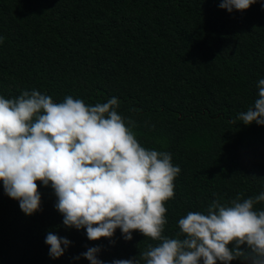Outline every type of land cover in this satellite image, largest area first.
<instances>
[{
	"label": "trees",
	"instance_id": "16d2710c",
	"mask_svg": "<svg viewBox=\"0 0 264 264\" xmlns=\"http://www.w3.org/2000/svg\"><path fill=\"white\" fill-rule=\"evenodd\" d=\"M219 4L0 0V96L35 89L56 103L71 96L89 106L117 98L141 146L169 152L181 170L165 203L168 238H177L180 218L206 213L213 200L264 192V125L237 119L254 106L264 79V0L243 12ZM39 192L40 210L26 216L0 181V264H89L81 254L90 247L113 264L139 260L159 243L138 231L125 241L119 229L111 240L90 241L85 229L63 225L50 186ZM49 232L70 241L57 259L45 243Z\"/></svg>",
	"mask_w": 264,
	"mask_h": 264
},
{
	"label": "clouds",
	"instance_id": "9594fccd",
	"mask_svg": "<svg viewBox=\"0 0 264 264\" xmlns=\"http://www.w3.org/2000/svg\"><path fill=\"white\" fill-rule=\"evenodd\" d=\"M257 2L220 0L219 7L243 12ZM256 87L254 106L237 117L244 125H264V79ZM118 107L115 97L95 106L71 96L56 103L35 89L12 99L0 96L5 194L31 216L40 210L39 185L50 186L63 225L85 229L88 240H111L119 229L125 241L132 240L134 231L159 241L149 244L139 260L113 264H231L239 258L264 264V210H254L264 202V192L243 200L238 195L228 204L213 200L206 213L188 212L178 220L177 238L162 235L165 203L174 197L181 170L169 152L142 147L132 131L135 122L126 123ZM45 243L49 256L57 259L70 241L49 232ZM99 251L90 247L81 255L89 264H103Z\"/></svg>",
	"mask_w": 264,
	"mask_h": 264
}]
</instances>
